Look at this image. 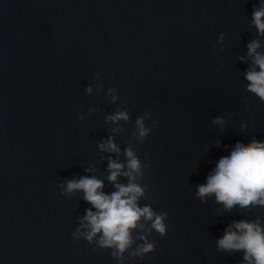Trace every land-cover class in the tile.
Returning <instances> with one entry per match:
<instances>
[{
  "label": "water",
  "instance_id": "1",
  "mask_svg": "<svg viewBox=\"0 0 264 264\" xmlns=\"http://www.w3.org/2000/svg\"><path fill=\"white\" fill-rule=\"evenodd\" d=\"M259 2L0 0V264H118L111 250L74 240L90 205L58 186L96 175L114 190L109 154L97 145L113 127L105 116L122 108L131 116L115 135L122 151L138 116L158 121H146L152 132L133 143L151 161L140 203L168 213L167 234L149 236L156 250L124 264H242V253L218 251L215 241L234 220H264V208L224 212L195 193L237 142L264 141V102L244 79L247 44L259 40L264 51L251 24Z\"/></svg>",
  "mask_w": 264,
  "mask_h": 264
},
{
  "label": "clouds",
  "instance_id": "2",
  "mask_svg": "<svg viewBox=\"0 0 264 264\" xmlns=\"http://www.w3.org/2000/svg\"><path fill=\"white\" fill-rule=\"evenodd\" d=\"M251 24L258 36L264 37V0H260L259 6H254ZM223 38L224 34L221 33L218 41L222 42ZM260 49L259 40L247 44L250 65L244 73V79L247 81L246 91L264 102V51ZM212 51L215 53L216 48L213 47ZM240 60L245 61L246 57L242 56ZM95 79L99 80L100 76L97 75ZM97 88L102 89L103 84H98ZM92 91L91 85L85 89L88 95ZM106 95L111 103H117L120 99L115 87H109ZM245 106H248L247 100ZM96 111L95 107H90L88 114ZM77 118L83 120L86 117L81 114ZM130 119L129 111L124 108L106 115L105 124L110 123L113 127L110 128V135L97 145L100 152L109 154L102 159H107L106 180L113 186V191L105 192V180L96 175L68 179L58 186L66 197L82 193L83 200L90 205L72 234L74 240H85L99 249L111 250L110 254L118 264H124L129 258L143 259L154 252L157 242L150 240L149 236L153 231L161 237L168 232L165 222L168 213L156 211L151 204L140 203L141 200L149 199L148 185L143 180L151 161H142L133 143L144 142L152 132V127H148L146 121L152 120L153 127L158 121L152 118L149 111L138 116L134 131L130 134L131 140L122 151L115 135L124 131L121 122L127 123ZM212 122L221 129L226 123L222 117H216ZM245 127L242 123L241 128ZM85 171L95 173L97 168L90 164ZM121 177L127 182H121ZM195 196L201 202L214 198V203L229 213L234 209L248 212L253 208H264V141L252 139L248 143L237 142L227 155L218 159L206 182L198 185ZM215 243L218 251L242 253V264H264V220L259 217L234 220L224 228Z\"/></svg>",
  "mask_w": 264,
  "mask_h": 264
}]
</instances>
